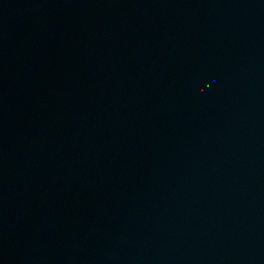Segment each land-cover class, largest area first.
Listing matches in <instances>:
<instances>
[{"label": "water", "instance_id": "1", "mask_svg": "<svg viewBox=\"0 0 264 264\" xmlns=\"http://www.w3.org/2000/svg\"><path fill=\"white\" fill-rule=\"evenodd\" d=\"M0 264H264V0H0Z\"/></svg>", "mask_w": 264, "mask_h": 264}]
</instances>
